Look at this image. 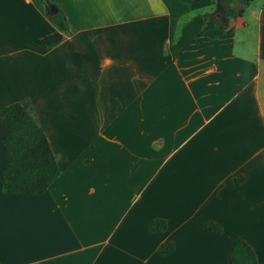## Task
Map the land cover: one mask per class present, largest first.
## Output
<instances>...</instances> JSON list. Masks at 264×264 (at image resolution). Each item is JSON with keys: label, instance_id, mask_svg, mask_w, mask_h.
Here are the masks:
<instances>
[{"label": "crops", "instance_id": "obj_1", "mask_svg": "<svg viewBox=\"0 0 264 264\" xmlns=\"http://www.w3.org/2000/svg\"><path fill=\"white\" fill-rule=\"evenodd\" d=\"M50 1L67 30L40 0H0V264H230L236 239L264 264V0L228 17ZM23 100L60 168L41 194L1 189L4 108Z\"/></svg>", "mask_w": 264, "mask_h": 264}, {"label": "trees", "instance_id": "obj_2", "mask_svg": "<svg viewBox=\"0 0 264 264\" xmlns=\"http://www.w3.org/2000/svg\"><path fill=\"white\" fill-rule=\"evenodd\" d=\"M43 2V0H40ZM225 10L223 16L241 14L243 7L250 0H239L240 6L231 8L230 0H219ZM217 0H193L192 10L203 8H216ZM49 19L61 30H67L68 23L64 12L59 8L57 14L48 15ZM226 23H218L223 27ZM62 39L60 32H54L37 43L48 49L59 43ZM4 113L9 123V131L3 137L5 153V166L1 173V189L6 193L41 194L60 174L57 160L51 150L47 137L32 113L28 100L18 101L7 105ZM207 227L211 230L221 231V228L212 223ZM167 228L166 220L155 218L147 223V229L154 234H161ZM174 248L172 242L162 243L158 246L160 254H166ZM230 264H258L253 249L242 239H236L229 253Z\"/></svg>", "mask_w": 264, "mask_h": 264}, {"label": "water", "instance_id": "obj_3", "mask_svg": "<svg viewBox=\"0 0 264 264\" xmlns=\"http://www.w3.org/2000/svg\"><path fill=\"white\" fill-rule=\"evenodd\" d=\"M238 2H239L238 0H230L229 5L231 8H234L238 4ZM43 5H44L46 13L48 15L57 14L59 11L58 6L55 3L51 2L50 0H43ZM219 10L224 11V9L221 7L220 1L217 0L216 8L214 11L217 12ZM208 25L210 26V25H212V23L209 22Z\"/></svg>", "mask_w": 264, "mask_h": 264}]
</instances>
